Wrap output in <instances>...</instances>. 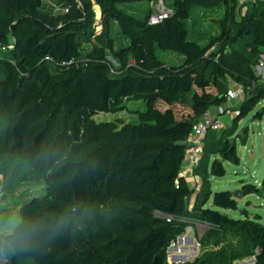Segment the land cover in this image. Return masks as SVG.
<instances>
[{
    "label": "trees",
    "instance_id": "trees-1",
    "mask_svg": "<svg viewBox=\"0 0 264 264\" xmlns=\"http://www.w3.org/2000/svg\"><path fill=\"white\" fill-rule=\"evenodd\" d=\"M132 1L151 0H0V202L40 185L17 209L43 225L31 245L9 246L6 264H234L249 256L264 264V223L245 208L240 216L221 210L237 209L238 200L211 189L223 160L239 162L234 130L206 133L190 209L193 188L180 174L193 122L226 100L229 80L245 92L233 125L264 101L254 69L264 0H170L171 14L155 23L152 9L123 7ZM221 6L219 33L200 43L185 19L195 7ZM157 49L184 59L166 64ZM108 52L122 73L110 72ZM131 99L144 102L129 109L137 120L94 118ZM263 113L261 105L252 116ZM240 188L264 195V178L260 186L242 179ZM195 221L207 224L198 239L205 248L169 262V246Z\"/></svg>",
    "mask_w": 264,
    "mask_h": 264
},
{
    "label": "rangeland",
    "instance_id": "rangeland-1",
    "mask_svg": "<svg viewBox=\"0 0 264 264\" xmlns=\"http://www.w3.org/2000/svg\"><path fill=\"white\" fill-rule=\"evenodd\" d=\"M161 5L170 6V0L132 1L126 2L123 4V7L131 11L132 9L130 7H135L140 9V11L135 10L132 12L135 14H141L142 11L149 8L152 9V11H156ZM222 13L223 6L214 12L195 7L191 10L189 17L185 19V25L193 37L200 38V43H204L209 37L219 33V19L222 17ZM94 26L96 31L100 29V12L96 6ZM117 45L118 42L115 44V47ZM156 53L159 59L166 64H176L184 59L182 54L173 50L157 49ZM107 57L109 59L110 72L116 75L122 73V69L120 68V64L118 63L115 55L112 52H108ZM234 99L235 97L233 100ZM242 99L243 95H240L236 105L232 106L238 107ZM126 104L127 108L123 110L114 112L100 111L94 114V118L96 120H101L123 117L125 120H137L135 112L130 111L129 109L144 108L143 99H131L127 101ZM261 105H264V101H260L253 111L241 117L238 120L237 125H233L232 123V119L236 112L221 116V128H231L234 130V134L231 138H235L236 149L240 159L238 163L223 160L225 174L221 176H211L212 190L229 189L233 194L234 190L238 189L234 186L241 184L240 182L242 179L254 182L257 185L261 184V181L264 178V113L261 117L252 116L253 112ZM245 127L247 128V131L245 139L243 140ZM38 190H40V185L38 184H30L19 188L13 196L0 202V212H10L16 210L20 199L26 198ZM41 191H43V187ZM235 198L238 199L239 207L237 209L233 210L221 208V210H224L233 216H240L242 215V209L245 208L250 218H257L264 223L263 194L252 192ZM247 199H249L248 202H246ZM210 200L211 198L209 199V202ZM192 205L193 202L190 198H188L187 207L190 209ZM206 228L207 224L202 221L188 223L184 227L185 232L182 234L183 237L180 240H177L176 237L175 241L169 246L167 260L171 261L173 256H177V259H181L185 256L187 260L192 259L199 254L205 247L198 243V239ZM213 247L215 246L212 243L206 246V248ZM171 251H174L172 255L170 253ZM9 254L10 248L8 245L0 246V264H6ZM240 260L243 261L239 262ZM240 260H235L234 264H250L252 256L245 257ZM178 262H181V260H178Z\"/></svg>",
    "mask_w": 264,
    "mask_h": 264
},
{
    "label": "built area",
    "instance_id": "built-area-1",
    "mask_svg": "<svg viewBox=\"0 0 264 264\" xmlns=\"http://www.w3.org/2000/svg\"><path fill=\"white\" fill-rule=\"evenodd\" d=\"M50 3L54 7V9L61 8L63 11L67 10V7H60L59 5L53 2ZM171 12L172 11L169 6L161 5L156 11H152V13L149 15V21L151 23L158 22L164 17L170 15ZM255 67L258 69L259 73H264L263 56H259ZM239 93L240 89L238 87H229L226 91V99L230 100L239 95ZM234 112H236V109L229 105L226 101H224L223 103L218 104L205 111L200 118L193 122L191 132L188 136V145L186 148V150L188 149L190 152L188 155H184L180 170L182 175L192 170L194 165L198 163L199 157L202 154L203 139L208 130L220 128L222 125L221 116H223L224 114H233Z\"/></svg>",
    "mask_w": 264,
    "mask_h": 264
},
{
    "label": "clouds",
    "instance_id": "clouds-1",
    "mask_svg": "<svg viewBox=\"0 0 264 264\" xmlns=\"http://www.w3.org/2000/svg\"><path fill=\"white\" fill-rule=\"evenodd\" d=\"M65 226L66 219L57 221V228ZM42 228L43 225L39 223L25 221L19 209L10 212H0V246H11L13 243L29 246L34 240L39 238Z\"/></svg>",
    "mask_w": 264,
    "mask_h": 264
},
{
    "label": "crops",
    "instance_id": "crops-1",
    "mask_svg": "<svg viewBox=\"0 0 264 264\" xmlns=\"http://www.w3.org/2000/svg\"><path fill=\"white\" fill-rule=\"evenodd\" d=\"M261 56H263L264 57V47L262 48V52H261V54H260ZM254 69H255V72L257 73V74H259L260 75V79H263L264 80V73H259L258 72V69L254 66ZM232 86H235V87H238L239 89H240V93H239V95H237L236 97H235V99L233 100V98L232 99H230V100H225L229 105H236V102L238 101V98L240 97V95H243V97H244V94H245V92L242 90V88H241V86H239L238 84H236V83H233V82H231L230 80H229V87H232ZM232 106V107H233ZM233 108H235V107H233ZM224 116V115H223ZM189 150L187 149V150H185V155H188L189 154ZM180 174H181V172H180ZM183 176H185V178L187 179V181H188V183H189V185H190V187H192L193 188V191H192V193H191V195H190V200L193 202L194 201V198H195V195H196V193H197V191L199 190V188H200V183H201V179H200V177L197 175V174H195V173H193V169L192 170H190V171H188L186 174H184ZM241 183V182H240ZM259 186H260V184H259ZM234 187H236V188H240L241 187V184H237V185H235ZM238 200V199H237ZM249 201V199H247V201L246 202H248Z\"/></svg>",
    "mask_w": 264,
    "mask_h": 264
},
{
    "label": "water",
    "instance_id": "water-1",
    "mask_svg": "<svg viewBox=\"0 0 264 264\" xmlns=\"http://www.w3.org/2000/svg\"><path fill=\"white\" fill-rule=\"evenodd\" d=\"M233 195H234V197L241 196L242 195L241 188H238V189L234 190ZM182 237H183L182 234H179L177 236V240H180ZM167 255H168V253H167ZM176 257L173 256V258L169 262H178V260H181V262H184L186 260L185 256L182 257L181 259H177ZM242 261L243 260H240L239 262H242ZM253 263H254V260H253V257H252V260L250 261V264H253Z\"/></svg>",
    "mask_w": 264,
    "mask_h": 264
}]
</instances>
